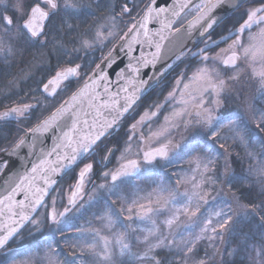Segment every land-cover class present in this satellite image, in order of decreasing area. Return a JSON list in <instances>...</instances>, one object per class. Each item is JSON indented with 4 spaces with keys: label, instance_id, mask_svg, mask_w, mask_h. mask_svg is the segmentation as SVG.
<instances>
[{
    "label": "snow or ice",
    "instance_id": "1",
    "mask_svg": "<svg viewBox=\"0 0 264 264\" xmlns=\"http://www.w3.org/2000/svg\"><path fill=\"white\" fill-rule=\"evenodd\" d=\"M0 264H264V0H0Z\"/></svg>",
    "mask_w": 264,
    "mask_h": 264
}]
</instances>
